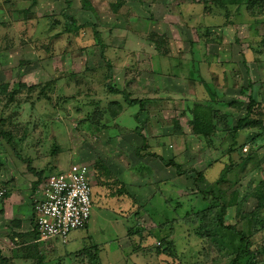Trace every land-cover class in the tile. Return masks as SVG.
<instances>
[{
  "label": "rangeland",
  "instance_id": "rangeland-1",
  "mask_svg": "<svg viewBox=\"0 0 264 264\" xmlns=\"http://www.w3.org/2000/svg\"><path fill=\"white\" fill-rule=\"evenodd\" d=\"M69 1L0 0V174L31 198L46 177L85 164L92 219L68 244L32 243L27 255L5 241L0 264H89L94 254L96 264H229L198 232L217 221V195L234 190L225 224L246 230L264 181V0ZM66 14L94 24L103 47L91 27L66 32ZM251 99L261 123L235 133ZM194 106L230 125L196 135ZM256 238L253 249L264 233Z\"/></svg>",
  "mask_w": 264,
  "mask_h": 264
},
{
  "label": "trees",
  "instance_id": "trees-1",
  "mask_svg": "<svg viewBox=\"0 0 264 264\" xmlns=\"http://www.w3.org/2000/svg\"><path fill=\"white\" fill-rule=\"evenodd\" d=\"M65 3L68 8L71 6V2L69 0H65ZM83 27H91L94 30V35L97 40V43L100 46L103 45L101 35L96 30V26L94 24L86 23L83 25H78L76 18L72 16H68L67 14L65 15L66 32L71 34L78 33ZM110 90L112 91L113 94L123 95L126 102L131 107L139 105L141 108L143 106V100H138V99L131 100L128 94L124 91L115 90L113 88H111ZM254 105L255 102L251 99L250 104L248 106L247 114L244 116V118L239 119L237 125L234 127L235 133L244 130L246 128H255V126L260 125L259 124L261 123L260 121L254 120L250 116V113ZM200 109L201 108L198 107L196 108L194 106L192 110V127L196 135L203 138H209L216 132L217 128L224 130L222 125L224 126L225 124L230 125V119L228 114H225L224 116H219L217 120V117L215 119V116L212 114L205 115V113L204 114L200 113L199 112ZM219 123H223V124H219ZM137 132L140 136L142 135L141 128H137ZM146 155L158 159L161 163H163L167 167H174L179 175L186 173V171L182 170L180 164H177L172 160L166 161L164 158L157 156L154 153H147ZM202 177L203 175L200 173L198 175V179L199 180L203 179ZM226 179H227V171L221 174L220 179L217 180V182H215V187L216 186L219 187L220 183L222 182L225 183ZM200 183L201 182H199V184ZM203 183H205V181L202 182L201 184ZM216 188L215 191H213L212 189L210 190L209 193L214 195L213 192H217ZM8 193L9 192L7 191L6 196L8 195ZM239 197L240 196L237 190L231 192L230 199L228 200L225 199V195H222V192L220 195H217L216 198H219V200L222 201L221 211L219 212V214H217L216 217L217 221L214 222L212 226L209 225V227L203 225V228L201 229L200 232H198V234L202 239L211 236L213 241H217L216 242V245L218 247L217 250L220 253L225 251L227 257L232 256L229 264H264V244L258 247L256 246V248L253 249V247L256 245V241L258 240L256 236H259V234L264 233V220L261 218V213H264V181L262 182L261 186L257 188L253 193L252 200H254L255 202V206H254L255 208L252 211H250L248 214L242 216L241 218L246 222L245 224L246 230L237 229L235 225L233 226L228 224L226 225L224 220L225 215L227 214V210L229 208H234L239 206L240 204ZM93 204H94V200H93ZM34 233H35L34 239L37 240L38 234L35 225H34ZM29 245L27 246L26 251H29V249L33 247L31 246L32 244ZM159 246L160 247L158 248V253L165 254L167 251H164L163 244L161 242ZM222 247L225 248L222 249ZM171 252L172 251H170L169 253ZM260 257L263 258V260H258L260 259ZM88 258H89L88 259L89 264H96V260H97L96 254L88 256ZM36 261L38 264H44V261L43 259H41V257H38V259L36 258Z\"/></svg>",
  "mask_w": 264,
  "mask_h": 264
},
{
  "label": "built area",
  "instance_id": "built-area-1",
  "mask_svg": "<svg viewBox=\"0 0 264 264\" xmlns=\"http://www.w3.org/2000/svg\"><path fill=\"white\" fill-rule=\"evenodd\" d=\"M93 179L89 166L72 164L41 182L39 196L34 199L38 242L66 243L72 232L86 228L94 206ZM6 193V189L0 188V211L7 200Z\"/></svg>",
  "mask_w": 264,
  "mask_h": 264
},
{
  "label": "crops",
  "instance_id": "crops-1",
  "mask_svg": "<svg viewBox=\"0 0 264 264\" xmlns=\"http://www.w3.org/2000/svg\"><path fill=\"white\" fill-rule=\"evenodd\" d=\"M5 178L6 177L4 175L2 176L0 174V188L3 185L5 186ZM40 185L37 187L35 194L31 198L29 195L27 196V192H21L22 186L20 182L15 185L16 187H13V185L8 186V197L2 210L0 211V253L2 252L4 245L3 242L5 241H9V246L16 242V246L13 245V248L11 249L12 256L13 252L22 251L21 246L25 248V246H28L29 244L39 243L38 239H34V199L36 196H39L38 192L40 191ZM68 242L69 240H67L66 243L68 244ZM72 248H69L68 251H73ZM22 253L27 255V251ZM25 257L22 259H26Z\"/></svg>",
  "mask_w": 264,
  "mask_h": 264
}]
</instances>
